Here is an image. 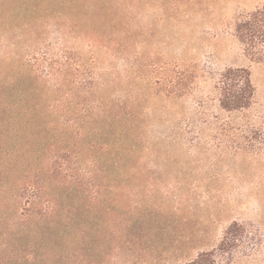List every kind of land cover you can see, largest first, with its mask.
I'll return each mask as SVG.
<instances>
[{
	"label": "rangeland",
	"instance_id": "1",
	"mask_svg": "<svg viewBox=\"0 0 264 264\" xmlns=\"http://www.w3.org/2000/svg\"><path fill=\"white\" fill-rule=\"evenodd\" d=\"M262 1L0 0V264H185L232 223L225 264H264Z\"/></svg>",
	"mask_w": 264,
	"mask_h": 264
},
{
	"label": "trees",
	"instance_id": "2",
	"mask_svg": "<svg viewBox=\"0 0 264 264\" xmlns=\"http://www.w3.org/2000/svg\"><path fill=\"white\" fill-rule=\"evenodd\" d=\"M235 37L243 46L244 54L252 62L264 63V0L261 5L242 16L235 24ZM247 68H227L218 81L219 105L225 111L249 108L255 99V87ZM240 226L232 223L219 245L203 251L185 264H225L224 256L235 246ZM228 236H231L228 239ZM230 240V241H229Z\"/></svg>",
	"mask_w": 264,
	"mask_h": 264
}]
</instances>
